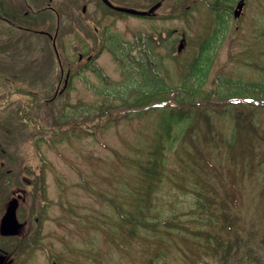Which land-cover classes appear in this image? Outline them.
<instances>
[{
	"label": "rangeland",
	"instance_id": "obj_1",
	"mask_svg": "<svg viewBox=\"0 0 264 264\" xmlns=\"http://www.w3.org/2000/svg\"><path fill=\"white\" fill-rule=\"evenodd\" d=\"M238 1L0 0V220L16 201L19 224L1 264H264V0ZM140 66L193 108L147 181L165 131L160 100L133 107ZM235 234L226 263L203 238Z\"/></svg>",
	"mask_w": 264,
	"mask_h": 264
},
{
	"label": "trees",
	"instance_id": "obj_2",
	"mask_svg": "<svg viewBox=\"0 0 264 264\" xmlns=\"http://www.w3.org/2000/svg\"><path fill=\"white\" fill-rule=\"evenodd\" d=\"M100 2L103 5V7L105 8V10L112 11V8L115 9V7H116V8L119 9V10L115 9L116 13L117 14L119 12L122 13V7L119 6V5L113 4L111 2V0H101ZM216 6L217 5H212L211 9L212 10H216L217 9ZM214 7H216V8H214ZM124 14H127V13H124ZM220 33L221 32H218L217 34H215L216 37H215V35L213 36V37H215V39L213 38V39H208V40L204 41L199 53L200 54H204L205 52H207L208 55L210 56L211 60H212V56L210 54V50H211L212 46L214 44H216L217 41L219 40L217 36H219ZM117 51L121 52V50H117ZM200 54H198V56L194 59L192 64L189 66V70L187 71L188 72V76L191 77V78L189 77V80L192 79V83H194L193 85H196V86H198L199 84H202L205 81L209 66L211 64V61H210V63L208 62V64L206 66L204 64L202 65L201 62H200V58H201ZM90 60H91V58H89V61ZM139 72H140L139 75H143V76H141V78L143 79V84L139 85V82H137L136 80L131 82L132 83V88L135 89V92H133V94H134L133 95V99L135 98V100L133 102L137 103V104H134L133 107L134 108H142L143 106L144 107L147 106V103L149 104V102L153 103V100H160V102H158V103H153V105L151 106V109L159 108V109H155V110H162L163 117L161 119V124H160V130L161 131L160 132L165 131V134H159V135H162L163 137H165L164 139H162V140H165V141L161 142L160 144L156 145L153 148V150H152V152H153L152 159L148 162V165H146V166L140 165L139 166V168L141 169L143 178L145 177L146 181H147V180H150L151 178H154V176L156 177V176L160 175L159 172H160L161 167L163 166V163L161 162V157H162L161 152L168 145V143H171L172 140H173V139H171L169 137V133H168L169 132L168 130L170 128L171 123H175V122H178L180 120H183V119H186V118L187 119L190 118L191 115H193L192 114L193 113V108L192 109H187L186 107H184V108L180 109L177 106L181 107L182 105H179V104L176 105L174 102L168 101V99H166L167 96H165V95H158L159 93L163 94L165 92L168 94V90H167L168 88L164 87L162 85V82L155 78L154 74H151L150 72L145 73L146 71L143 68L141 69V66L139 68ZM155 84H158V86H154ZM181 85H182V87H180V89L184 93H189L188 91L191 88L190 81H187V77L185 75H184V77L182 79ZM192 91L193 90H191L190 92H192ZM260 93L262 95H264V91H260ZM231 94L242 95L244 93L233 91V92L230 93V95ZM177 96H178V99L181 98L180 94L177 95ZM185 96H186V98L187 97H191L190 93H189V95L185 94ZM121 98H122V96H121ZM249 101H251V99H249L247 97L245 99V103L246 102L249 103ZM177 103H182V102L179 101ZM248 103H246V105ZM145 110H148V109H145ZM104 115H105V117H104ZM110 116L111 115H109L107 113H104V114H101V115L97 116L96 118H98L97 120H99L100 117L101 118L103 117V118H106L107 121H109ZM202 117H206V116L203 115ZM235 120H236V122H237V120H239L238 116L235 117ZM163 124L168 127L166 130H164ZM58 128H60V126H57V130H58ZM52 130H56V128L53 126ZM159 140L161 141V139H158V141ZM146 188H147L146 186L144 188H141V193L142 192L145 193V195H144L145 199L148 198V194H149V189L144 191V189H146ZM139 203H141V201L137 202V204L136 203L134 204L135 209H137V210L140 207ZM131 218H133V217H131ZM127 220H128V222H132V221L136 222L137 221L134 218H133V220H131L130 218L127 219ZM223 223L226 224L227 228L229 227L228 220L226 218H224V222ZM141 226L144 227L143 225H141ZM223 227H225V225ZM151 230L155 231V229H151ZM203 238L205 240H207L208 244L211 245V251L213 252V254L216 255L219 252V254H218L219 260H221L223 263H226V262L229 261V259L231 257L232 248H233V246H235L234 244H236L239 241V239H238L236 234H235L236 240L233 241V242H229L228 244H225L224 241H222L219 236L205 235Z\"/></svg>",
	"mask_w": 264,
	"mask_h": 264
},
{
	"label": "water",
	"instance_id": "obj_3",
	"mask_svg": "<svg viewBox=\"0 0 264 264\" xmlns=\"http://www.w3.org/2000/svg\"><path fill=\"white\" fill-rule=\"evenodd\" d=\"M242 5H243L242 1H240L236 5L234 12H233L235 17L239 16ZM124 11L126 13H130V14L137 15V16H141L145 14V12H138V11L129 10V9H125ZM180 48H181V44L179 45V49ZM15 206H16V201H12L6 208L3 216L1 217L0 234L2 235L15 234L16 229L19 227V224L16 219V215H15Z\"/></svg>",
	"mask_w": 264,
	"mask_h": 264
},
{
	"label": "flooded vegetation",
	"instance_id": "obj_4",
	"mask_svg": "<svg viewBox=\"0 0 264 264\" xmlns=\"http://www.w3.org/2000/svg\"><path fill=\"white\" fill-rule=\"evenodd\" d=\"M101 1V0H100ZM115 9H118V8H116L115 7ZM115 9L114 8H112V11L114 10L115 11ZM119 10V9H118ZM125 9H122V13L124 14V13H126L125 11H124ZM120 13V12H119ZM146 17H150V16H152L151 14H149V15H145Z\"/></svg>",
	"mask_w": 264,
	"mask_h": 264
}]
</instances>
